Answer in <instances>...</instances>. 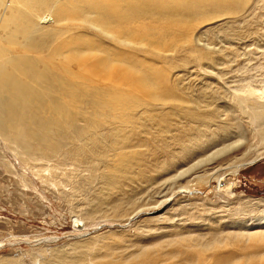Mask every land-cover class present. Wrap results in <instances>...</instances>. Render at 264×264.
Segmentation results:
<instances>
[{
	"label": "rangeland",
	"instance_id": "1",
	"mask_svg": "<svg viewBox=\"0 0 264 264\" xmlns=\"http://www.w3.org/2000/svg\"><path fill=\"white\" fill-rule=\"evenodd\" d=\"M176 1L107 18L113 33L51 15L34 38L28 59L62 93L29 111L62 115L26 123L43 141L0 130V264H264V234H247L264 218V0ZM237 164L234 196L215 193Z\"/></svg>",
	"mask_w": 264,
	"mask_h": 264
},
{
	"label": "bare ground",
	"instance_id": "2",
	"mask_svg": "<svg viewBox=\"0 0 264 264\" xmlns=\"http://www.w3.org/2000/svg\"><path fill=\"white\" fill-rule=\"evenodd\" d=\"M216 1L221 4L225 0ZM227 1L233 2L235 0ZM170 3L176 7L183 6L181 2L176 0H64L60 5L56 4L55 0H0V130L6 132L12 138L11 140H17L19 136L16 133L20 132L24 138L33 137L36 140L43 141L48 136V132L32 135L31 128L26 123L33 124L41 132L47 125L55 124L62 115V108L58 100H52L49 103L52 110V119L47 123H43L36 115L29 111L30 107L34 106L42 109L46 104V96L50 93L54 92L57 95L62 93L60 82H53L48 73L39 72L37 60L32 58V61L28 59L30 57L27 55L32 49L34 38L45 34L49 27L52 26V22L50 21L51 15L56 23H60L64 19L66 21L88 22L86 17L90 12H93L99 16L101 21L99 25L102 30L113 33L111 27L115 23L107 21V18L116 21L119 25H123L130 21L131 18L134 19L136 16L141 15L139 12H142V9L152 7L150 13L162 12L168 9ZM122 4H126L128 8L125 9V7L121 6ZM185 12V10H181L182 14ZM48 17L49 19H47ZM167 20L170 21L171 19L168 18ZM114 35L127 36L123 34V29L120 27L115 29ZM77 42L75 39L72 41V44L76 45ZM61 49H56L48 57V60L57 61ZM30 70L33 82L40 88H44V95H40L37 89H31L28 84L20 80L19 75ZM55 72H58L57 66H54L53 74ZM253 94H257L259 99L264 100V92L251 93V95ZM250 102L257 105L252 109V120H257V122L261 120L259 123L264 124V103L257 104V102L255 104V101ZM262 127L260 128L261 131H258L264 140ZM222 149L219 150L222 151ZM225 150L214 153H216V156L218 154L221 156V153H228L229 147ZM253 161L255 162V160ZM241 167H243L242 164L233 165L224 174L236 176ZM224 174L215 177V193L220 192L217 185ZM234 187L232 184L231 189ZM184 188L188 189V187ZM182 192L186 193V191ZM244 203L250 204L251 202ZM243 205L245 208L247 207L246 204ZM254 226L256 232L247 234H264V218L258 220ZM229 264L237 263L230 262Z\"/></svg>",
	"mask_w": 264,
	"mask_h": 264
},
{
	"label": "water",
	"instance_id": "3",
	"mask_svg": "<svg viewBox=\"0 0 264 264\" xmlns=\"http://www.w3.org/2000/svg\"><path fill=\"white\" fill-rule=\"evenodd\" d=\"M235 178L236 177L229 174L222 176L217 185L220 193H223L226 197L232 198L236 191L235 187L231 189L232 184L233 186L235 184Z\"/></svg>",
	"mask_w": 264,
	"mask_h": 264
}]
</instances>
